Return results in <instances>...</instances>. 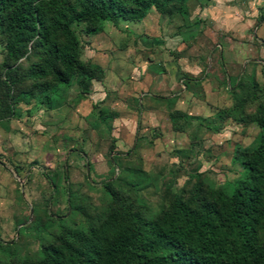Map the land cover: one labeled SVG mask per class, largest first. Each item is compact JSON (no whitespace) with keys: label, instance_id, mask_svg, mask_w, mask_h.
Wrapping results in <instances>:
<instances>
[{"label":"rangeland","instance_id":"obj_1","mask_svg":"<svg viewBox=\"0 0 264 264\" xmlns=\"http://www.w3.org/2000/svg\"><path fill=\"white\" fill-rule=\"evenodd\" d=\"M184 7L170 15L150 7L137 20L102 21L101 31L85 35L72 24L81 59L106 76L82 102L74 81L52 94L69 107L80 102L60 122L32 100L16 153L4 139L0 264L39 260L59 236L101 220L111 205L101 181L148 218L176 195L187 199L196 180L203 189L226 188L242 174L233 150L251 146L258 128L221 120L219 109L235 103L251 112L264 99V0H185ZM163 68L168 86L157 82ZM179 92L176 102L168 97ZM175 107L192 116L173 128Z\"/></svg>","mask_w":264,"mask_h":264},{"label":"trees","instance_id":"obj_2","mask_svg":"<svg viewBox=\"0 0 264 264\" xmlns=\"http://www.w3.org/2000/svg\"><path fill=\"white\" fill-rule=\"evenodd\" d=\"M184 6L185 0H0V119L14 115L19 102L59 97L71 81L79 98L101 80L102 68L81 59L72 24L85 35L102 21L137 20L150 7L160 15L183 13ZM239 108L234 103L219 118L253 123L258 133L251 146L234 148L242 174L226 188L203 189L196 180L187 199L176 195L147 218L110 180L101 181L112 205L104 217L85 232L59 236L41 259L23 264H264V99L251 112ZM168 115L173 128L191 118L177 109Z\"/></svg>","mask_w":264,"mask_h":264},{"label":"crops","instance_id":"obj_3","mask_svg":"<svg viewBox=\"0 0 264 264\" xmlns=\"http://www.w3.org/2000/svg\"><path fill=\"white\" fill-rule=\"evenodd\" d=\"M123 20H130V19H123ZM105 22H109V21H105ZM110 24H112L111 22H109ZM97 31H101V23H100V28L97 30ZM97 31H95V32H97ZM94 33V32H93ZM123 49V48H122ZM123 50H127V49H123ZM128 51V50H127ZM171 56V55H170ZM126 57V55H124V56H122L121 57V59L122 58H125ZM168 60V59H167ZM92 62V61H91ZM101 62H103V60L101 61ZM93 63V62H92ZM94 64H96V63H94ZM98 66H100L99 64H97ZM187 66H189V65H186V69H187ZM101 68H102V70H103V75H102V78H101V80L100 81H93V82H100V83H102V80H103V78H104V76H106V73H105V69H104V67H102V66H100ZM198 69H199V67L198 66H196ZM170 68L171 69H173V67L172 66H170ZM195 67H191V66H189V69H187L188 70V72L190 71V69H194ZM163 72L161 73L162 75H161V77L159 78V80H157V82L158 83H161V84H163V83H165L166 84V86H168V84L166 83V81L165 80H167V78H166V76H167V72H166V70L163 68V70H162ZM191 72V71H190ZM181 72L179 71V73H175V77L177 76V74L179 75ZM178 78V77H177ZM178 79H180V81H182V78H178ZM205 78H203L202 80H204ZM199 81H201V80H199ZM92 82V83H93ZM173 83H176V82H173ZM172 83V84H173ZM164 84V85H165ZM76 90H77V87H76ZM166 94L164 95V97L163 96H161V98H166ZM182 95H181V93L179 92V93H175L174 95H168V97H175V102H176V100H179L180 99V97H181ZM80 97H86L85 95L84 96H80ZM78 98L79 100L78 101H80V102H82L83 100L81 99V98ZM182 98V97H181ZM32 100H34V102H36V101H38V100H41V98H38V97H34L33 99H31L29 102H31ZM41 101H44L45 102V104L44 105H46L44 108H43V110H45L44 111V113H48V115L50 114L52 117H53V119H54V123H55V121H61V120H63V118L65 117L64 115H62V113L63 114H66L67 112H68V110H70V109H73V108H75V107H77L78 105H80V102H78V104H77V102H76V104L77 105H75L74 107H72V106H70L69 107V105H67V104H63V102H61V100H59V98L57 97V98H53L52 97V95L50 94L48 97H47V99H45V100H41ZM24 103V102H19V104L16 106V113L14 114V115H12L11 117H8V118H4V119H0V147H2V154H4L3 156H2V158L4 159V160H6L7 161V153L6 152H8V151H6V150H4V147H3V143H4V139H6V141H5V143L6 144H8V146H9V150L12 152V153H16V151H17V149H18V147L20 146V143H21V141L23 140V138L21 139L20 137H21V135H20V133H19V128H20V121H21V118L22 117H26V116H30V114H29V109L28 108H26L27 106H29V104L30 103ZM41 103V102H40ZM41 107H39V109H40ZM228 107H222L221 109H219V110H224V109H227ZM175 109H177V110H179V111H182V112H184V113H186L187 115H189V116H192V115H190L189 113H187L185 110H183V109H179L178 107L176 108L175 107ZM31 110V109H30ZM41 110V109H40ZM43 110L42 111H40V112H43ZM74 110V112L77 110V109H73ZM40 114V113H39ZM76 114V113H75ZM36 115H37V113H36ZM61 115V116H60ZM60 116V117H59ZM76 116L79 118L80 117V115L79 114H76ZM113 116V115H112ZM116 117V114H114V117L112 118V119H114ZM10 123V124H9ZM5 137V138H4ZM4 162V161H3ZM3 166H5V165H3ZM6 168V167H5Z\"/></svg>","mask_w":264,"mask_h":264}]
</instances>
